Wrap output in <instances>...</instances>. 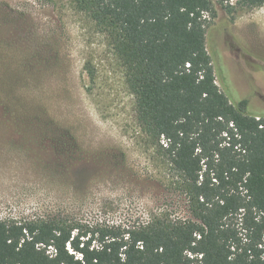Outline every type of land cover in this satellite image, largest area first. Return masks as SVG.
<instances>
[{"label":"rangeland","instance_id":"374dc122","mask_svg":"<svg viewBox=\"0 0 264 264\" xmlns=\"http://www.w3.org/2000/svg\"><path fill=\"white\" fill-rule=\"evenodd\" d=\"M207 49L230 102L264 118V5L215 3ZM141 131L108 37L72 0H0V220L189 219Z\"/></svg>","mask_w":264,"mask_h":264},{"label":"trees","instance_id":"16d2710c","mask_svg":"<svg viewBox=\"0 0 264 264\" xmlns=\"http://www.w3.org/2000/svg\"><path fill=\"white\" fill-rule=\"evenodd\" d=\"M227 1L72 0L108 37L191 217L0 220V264H264V118L220 90L207 49V18Z\"/></svg>","mask_w":264,"mask_h":264},{"label":"built area","instance_id":"2783aa9c","mask_svg":"<svg viewBox=\"0 0 264 264\" xmlns=\"http://www.w3.org/2000/svg\"><path fill=\"white\" fill-rule=\"evenodd\" d=\"M259 120V118H257Z\"/></svg>","mask_w":264,"mask_h":264}]
</instances>
